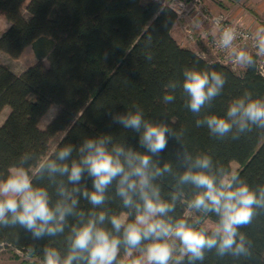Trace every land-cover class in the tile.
I'll list each match as a JSON object with an SVG mask.
<instances>
[{
	"label": "trees",
	"instance_id": "obj_1",
	"mask_svg": "<svg viewBox=\"0 0 264 264\" xmlns=\"http://www.w3.org/2000/svg\"><path fill=\"white\" fill-rule=\"evenodd\" d=\"M26 2L0 0V16L9 24L0 33V51L18 59L31 46L37 58L36 64L20 74L0 63V116L6 108L10 110L0 126V173L26 151L50 155L51 141L59 134L63 137L55 150L100 133H111L117 140L126 138L137 147V134L112 124L108 113H122L139 104L146 118L170 122L180 136L179 140L169 138L161 164L172 161L175 171H183L184 164L178 161L184 151L193 156L206 153L214 165L229 171L232 163H238V173L252 188L264 186V129L253 126L251 131L237 133L234 127L218 139L206 126L195 124L207 115L224 116L230 103L246 92L264 99V78L255 59L253 66L237 73L182 47L172 34L177 14L156 0H30L26 6L29 17L23 13ZM185 68L216 71L226 77L221 95L198 116L185 107L182 87L174 92L164 87L169 81L182 84ZM166 92L175 96L167 105L163 103ZM54 105L60 108L57 115L41 128ZM157 182L167 199L175 178L166 175ZM184 191L190 198L195 189L185 185ZM81 206L90 207L85 201ZM108 206L119 211V199ZM185 210L178 204L172 215ZM257 212L253 222L241 229L252 242L251 257L221 258L213 250L206 253L202 264H264V209ZM49 243L63 248L64 237L35 240L19 226L0 228V250L14 248L28 255L27 249L33 247L36 251L28 256L42 261L40 250Z\"/></svg>",
	"mask_w": 264,
	"mask_h": 264
},
{
	"label": "clouds",
	"instance_id": "obj_2",
	"mask_svg": "<svg viewBox=\"0 0 264 264\" xmlns=\"http://www.w3.org/2000/svg\"><path fill=\"white\" fill-rule=\"evenodd\" d=\"M237 36L235 29L223 28L218 46L233 64L251 67L255 60L234 45ZM253 46L256 56L264 57V28L257 30ZM182 74V84L169 81L164 87L172 92L182 87L185 107L198 116L221 95L226 77L190 68ZM174 100L170 92L163 96L166 105ZM108 115L112 124L137 134L138 146L100 133L64 144L50 155L22 153L0 173V228L19 226L35 240L63 236V248L53 243L42 247V264H202L213 250L221 258L251 257L252 242L241 229L264 209V186L252 188L238 172L214 165L206 153L184 151L178 161L184 170L175 171L172 161L160 163L169 138H180L170 122L146 118L139 104ZM195 124L218 139L234 127L237 133L253 126L264 129V99L246 92L224 116L207 115ZM166 175L176 181L167 199L157 182ZM185 185L195 189L190 198ZM117 198L120 210L114 211L108 205ZM82 201L90 207H82ZM178 204L186 210L174 216ZM35 251L29 247L27 254Z\"/></svg>",
	"mask_w": 264,
	"mask_h": 264
},
{
	"label": "built area",
	"instance_id": "obj_3",
	"mask_svg": "<svg viewBox=\"0 0 264 264\" xmlns=\"http://www.w3.org/2000/svg\"><path fill=\"white\" fill-rule=\"evenodd\" d=\"M169 6L177 14L180 27L190 46L201 45L196 52L210 62H219L232 70L242 73L246 67L233 64L226 50L218 46L220 32L231 27L238 33L234 45L248 51L256 60L257 70L264 78V57L256 56L254 37L257 33L252 27L235 20L229 11L215 12L208 5V0H156ZM235 4L238 0H220Z\"/></svg>",
	"mask_w": 264,
	"mask_h": 264
},
{
	"label": "rangeland",
	"instance_id": "obj_4",
	"mask_svg": "<svg viewBox=\"0 0 264 264\" xmlns=\"http://www.w3.org/2000/svg\"><path fill=\"white\" fill-rule=\"evenodd\" d=\"M29 1L30 0H28V2H26L24 9H23V13H24L25 17H29V13L26 10V6L28 5ZM145 1H147V0H145ZM6 28H8L7 21L3 16H0V33H2ZM36 62H37V58H36L31 46L26 48L25 51L23 52V54L18 59H14V58L10 57L9 55L5 54L4 52L0 51V63L9 67L16 74L22 73L24 70H26L30 66L36 64ZM45 63L48 64V61L45 60ZM59 109L60 108L56 105H54L51 108V110L48 112V114L42 119L41 128L45 129L49 125V123L57 115ZM9 112H10V110L6 109L1 114L0 126L4 123ZM62 137H63V134H59L58 136H56L51 141L50 153H52L55 150V148L57 147V145H58L59 141L62 139ZM240 169H241V166L238 163H236V162L232 163V171L238 172ZM193 215L195 216V215H199V214L194 213ZM211 220H212V218H211ZM0 264H42V261H40L34 257L28 256V255L24 254L23 252H21L17 249L4 247L0 250Z\"/></svg>",
	"mask_w": 264,
	"mask_h": 264
},
{
	"label": "crops",
	"instance_id": "obj_5",
	"mask_svg": "<svg viewBox=\"0 0 264 264\" xmlns=\"http://www.w3.org/2000/svg\"><path fill=\"white\" fill-rule=\"evenodd\" d=\"M208 5L215 12L229 11L235 20L245 23L255 31L264 28V0H238L235 4L224 3L220 0H208ZM172 34L182 47L195 52L201 47V45L190 46L187 43L179 22L174 26Z\"/></svg>",
	"mask_w": 264,
	"mask_h": 264
}]
</instances>
